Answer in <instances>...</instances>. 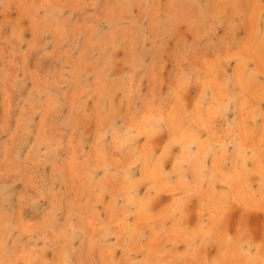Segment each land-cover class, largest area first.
I'll return each mask as SVG.
<instances>
[{"label":"rangeland","instance_id":"rangeland-1","mask_svg":"<svg viewBox=\"0 0 264 264\" xmlns=\"http://www.w3.org/2000/svg\"><path fill=\"white\" fill-rule=\"evenodd\" d=\"M0 264H264V0H0Z\"/></svg>","mask_w":264,"mask_h":264}]
</instances>
